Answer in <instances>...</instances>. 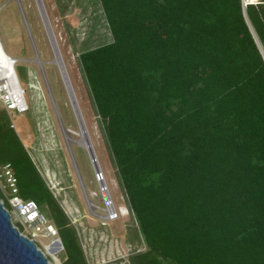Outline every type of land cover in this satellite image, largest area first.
Returning a JSON list of instances; mask_svg holds the SVG:
<instances>
[{
    "label": "trees",
    "instance_id": "obj_1",
    "mask_svg": "<svg viewBox=\"0 0 264 264\" xmlns=\"http://www.w3.org/2000/svg\"><path fill=\"white\" fill-rule=\"evenodd\" d=\"M97 1L111 37L78 61L146 244L130 263L264 264V56L242 0ZM247 14L264 48V5ZM16 71L29 100L35 74L24 64ZM39 100H29L35 116ZM7 162L19 195L58 227L62 264H90L2 109L0 165Z\"/></svg>",
    "mask_w": 264,
    "mask_h": 264
},
{
    "label": "rangeland",
    "instance_id": "obj_2",
    "mask_svg": "<svg viewBox=\"0 0 264 264\" xmlns=\"http://www.w3.org/2000/svg\"><path fill=\"white\" fill-rule=\"evenodd\" d=\"M65 4L61 10L57 0H0L1 43L17 64L33 70L38 93L31 89L29 100L34 107L40 105V97L43 108L38 116L29 109L23 114L14 111L8 118L78 229L89 263L131 264L129 256L145 250L146 244L78 61L83 48L102 44L111 34L97 0H66ZM36 152L41 153L43 165ZM100 169L103 183L96 178ZM105 183L116 207L124 206L128 212L115 220L106 218L107 194L101 190ZM0 196L6 201L1 190ZM50 241L38 237L42 247ZM46 255L51 264H62L65 251Z\"/></svg>",
    "mask_w": 264,
    "mask_h": 264
},
{
    "label": "built area",
    "instance_id": "obj_3",
    "mask_svg": "<svg viewBox=\"0 0 264 264\" xmlns=\"http://www.w3.org/2000/svg\"><path fill=\"white\" fill-rule=\"evenodd\" d=\"M263 4L264 0H242L243 8L247 11L249 5ZM1 40V39H0ZM10 62L4 60L0 55V106L8 114L16 111L23 114L30 109L27 100L26 89L22 85L16 71L17 58L9 55ZM11 63V64H10ZM10 70V71H9ZM14 123H12V126ZM96 178L100 183L105 181L102 169L96 171ZM0 190L6 201L0 196L4 207L10 212L13 224L20 233L33 240L37 247L44 252L51 254L64 250L59 242L60 234L58 227L41 211L38 203L33 199H23L19 195L18 178L14 174L10 162L0 165ZM101 190L107 194V219L115 220L121 215L109 193V187L105 183ZM6 203L10 206L7 207ZM39 235L50 237L51 241L43 247L38 243ZM47 256V255H46Z\"/></svg>",
    "mask_w": 264,
    "mask_h": 264
},
{
    "label": "water",
    "instance_id": "obj_4",
    "mask_svg": "<svg viewBox=\"0 0 264 264\" xmlns=\"http://www.w3.org/2000/svg\"><path fill=\"white\" fill-rule=\"evenodd\" d=\"M244 15L249 28L264 56V48L249 20L247 11ZM92 154V153H91ZM94 154V153H93ZM59 242L63 245L60 238ZM0 264H51L48 257L36 243L21 234L13 224L10 212L4 207L0 199Z\"/></svg>",
    "mask_w": 264,
    "mask_h": 264
},
{
    "label": "bare ground",
    "instance_id": "obj_5",
    "mask_svg": "<svg viewBox=\"0 0 264 264\" xmlns=\"http://www.w3.org/2000/svg\"><path fill=\"white\" fill-rule=\"evenodd\" d=\"M0 55L4 58V60H6L7 62H10L9 54L5 51V49H4V47H3L2 43H1V40H0ZM59 56H60V55H59ZM58 59H59V58H58ZM59 61H61V58L59 59ZM10 64H11V63H10ZM9 71H10V70H9ZM91 153H92L93 156H95V153H94L93 150L91 151ZM93 153H94V154H93ZM122 210H123V208L120 206V211H121V213L123 214ZM51 254H53V253L51 252Z\"/></svg>",
    "mask_w": 264,
    "mask_h": 264
},
{
    "label": "crops",
    "instance_id": "obj_6",
    "mask_svg": "<svg viewBox=\"0 0 264 264\" xmlns=\"http://www.w3.org/2000/svg\"><path fill=\"white\" fill-rule=\"evenodd\" d=\"M122 207V206H121ZM124 215V214H123Z\"/></svg>",
    "mask_w": 264,
    "mask_h": 264
}]
</instances>
